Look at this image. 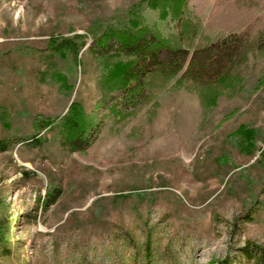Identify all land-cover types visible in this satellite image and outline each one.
I'll use <instances>...</instances> for the list:
<instances>
[{
  "label": "rangeland",
  "instance_id": "obj_1",
  "mask_svg": "<svg viewBox=\"0 0 264 264\" xmlns=\"http://www.w3.org/2000/svg\"><path fill=\"white\" fill-rule=\"evenodd\" d=\"M139 1L0 0V139L12 141L0 153V264H246L243 248H264V72L254 60L241 88L209 111L184 88L161 92L136 138L97 134L70 153L51 132L22 141L75 95L50 74L79 84L73 56L51 53L48 37L85 40L90 106L95 29Z\"/></svg>",
  "mask_w": 264,
  "mask_h": 264
},
{
  "label": "trees",
  "instance_id": "obj_2",
  "mask_svg": "<svg viewBox=\"0 0 264 264\" xmlns=\"http://www.w3.org/2000/svg\"><path fill=\"white\" fill-rule=\"evenodd\" d=\"M94 33L87 52L99 67L98 98L90 106L83 101L86 70L79 53L85 40L79 35L49 36V51L70 53L80 67L79 84L75 89L64 74L52 72L50 78L60 90L75 95L64 114L35 119L34 134L22 141L40 142L42 131L51 132L70 153L85 151L97 134L117 136L128 131L126 136L136 138L143 124L155 118L160 107L157 97L166 89L195 93L206 112L223 94L241 88L253 60L264 72V0H141ZM239 138L253 148L252 130L242 129ZM10 142L0 139V153ZM58 196L59 189L53 187L46 206ZM247 246L240 254L244 262L264 264V248Z\"/></svg>",
  "mask_w": 264,
  "mask_h": 264
}]
</instances>
